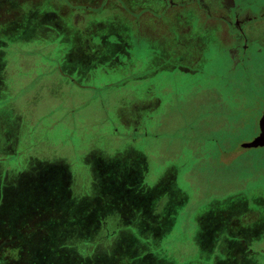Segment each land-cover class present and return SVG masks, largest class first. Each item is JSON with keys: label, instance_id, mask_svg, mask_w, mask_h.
Listing matches in <instances>:
<instances>
[{"label": "rangeland", "instance_id": "374dc122", "mask_svg": "<svg viewBox=\"0 0 264 264\" xmlns=\"http://www.w3.org/2000/svg\"><path fill=\"white\" fill-rule=\"evenodd\" d=\"M57 1L0 0V263L264 264V148L241 146L259 133L264 50L230 73L224 49L206 47L191 83L159 71L158 42L135 45L111 3L76 24ZM111 39L147 65L86 71Z\"/></svg>", "mask_w": 264, "mask_h": 264}, {"label": "crops", "instance_id": "0c3cea01", "mask_svg": "<svg viewBox=\"0 0 264 264\" xmlns=\"http://www.w3.org/2000/svg\"><path fill=\"white\" fill-rule=\"evenodd\" d=\"M70 1H72V8L74 9L71 10V12H73L69 14L72 17L66 19L76 24L82 19L77 16L79 13L85 15H88V13H96L101 9H106L111 3V11L119 12L125 16L129 22H134L135 30L133 33L134 36H132L134 37L135 45L139 44L138 46H140V40L144 38H149L151 42H158L159 50L156 54H153L154 56H158V61H163L159 67V71L165 72L166 76L167 74L183 75L189 78L191 83H194L193 78L197 77L200 72H203V67L208 63L207 59H204L206 57L204 51L212 46L222 48V51L224 49L225 53L228 54L231 63L230 69L233 70L230 71V73H238L239 71L247 72L252 68L256 60L263 56L264 20L262 18H264V2H261V0H161L163 7L161 11H159V15H155L150 9L134 10L127 0H95L94 3H90L86 0ZM60 2H62V0L59 2L57 1V6L66 9V4H61ZM235 6L243 7L244 14L240 19L242 24L244 23L245 26L248 27L247 30L242 31L241 34L233 33L230 28V22L234 18ZM56 9L59 15L65 17L61 14L59 7H56ZM150 16H157V18H159L158 21L154 18V23L156 25L154 30H149L148 20L153 22ZM162 18H164V20H162ZM107 41L111 44L117 43L116 49H110V54H108V52H102L105 46L100 45V48L93 46L94 52L98 53L101 62L100 60L97 63L92 61L93 63L85 67L87 68L86 71L91 72L92 68V70H96L95 72L102 71L105 73V69L110 65L112 69H118L119 72H130L138 66L147 65L144 61V54H142L141 60L135 62L137 64L127 61V57H132L130 53L132 44L126 46V44H121L116 39ZM107 41H105V44ZM243 44L246 46L243 52L244 59L233 67L232 60L230 59L231 51H240ZM149 46L150 50H147L149 54L146 58L150 57L151 51L155 52L154 46L152 44ZM106 60L108 61L106 62ZM129 63L136 65V67L130 70L131 67ZM74 67L77 69L80 65ZM70 74L72 75L71 70ZM197 83L199 85V81ZM73 84L75 86L72 87H77L75 83ZM79 89L84 90L83 88ZM154 101L158 106L161 100L155 98ZM145 109L148 108L145 107ZM135 123L138 124L137 120ZM10 172L13 173L14 171ZM6 174L7 173L4 172L5 176ZM4 175L0 176V179L5 181L6 177ZM143 177L145 178L144 175ZM6 181L10 184L8 180ZM97 183L98 180H95L94 186ZM141 184L143 188V179ZM162 200L164 199H161V201ZM161 210L162 209L159 208L157 204L155 207L156 214H159ZM126 214L130 216V213H122L125 217ZM93 232H98V228L94 229ZM234 235L233 237L238 239V242H236L238 248L242 243H246L247 238L243 237L244 234H239L238 237ZM237 246H235V248ZM244 249H246V253L249 254L248 249H251L250 244H247Z\"/></svg>", "mask_w": 264, "mask_h": 264}, {"label": "flooded vegetation", "instance_id": "af4514ba", "mask_svg": "<svg viewBox=\"0 0 264 264\" xmlns=\"http://www.w3.org/2000/svg\"><path fill=\"white\" fill-rule=\"evenodd\" d=\"M17 4H19V2H17ZM169 4H172V3H169ZM243 14H244L243 7L235 6L234 18L230 22V28H231L232 32L235 34H241L242 31L247 30V28H248L247 26H245L244 23L242 24V21L240 19L241 17H243ZM262 19L264 20V18H262ZM245 49H246V46L243 44L242 49H240V51L239 50L236 52L231 51L230 59L232 60L233 67L236 66V64L240 63V61H242L244 59L243 52Z\"/></svg>", "mask_w": 264, "mask_h": 264}, {"label": "water", "instance_id": "95a60500", "mask_svg": "<svg viewBox=\"0 0 264 264\" xmlns=\"http://www.w3.org/2000/svg\"><path fill=\"white\" fill-rule=\"evenodd\" d=\"M245 149H259L264 148V110L259 120V133L250 142L242 144Z\"/></svg>", "mask_w": 264, "mask_h": 264}, {"label": "trees", "instance_id": "16d2710c", "mask_svg": "<svg viewBox=\"0 0 264 264\" xmlns=\"http://www.w3.org/2000/svg\"><path fill=\"white\" fill-rule=\"evenodd\" d=\"M62 220H65V218H61ZM75 224H73L72 226H74ZM15 229H16V227H14ZM17 230V229H16ZM42 232H44V231H41L40 230V232L38 233V235H37V240H44L45 239V237H48V233L46 234V233H42ZM18 233V235H19V232H17ZM66 234H68V232H66ZM21 236V235H20ZM65 236L66 235H64V238H65ZM18 236H15L14 237V240L16 241V238H17ZM43 243H44V241H43ZM29 251L31 250L30 248H27ZM1 255H0V259H1ZM7 261V260H6ZM21 261H22V259H21ZM11 262H13V261H11ZM1 264V263H0ZM6 264H7V262H6ZM22 264H29V259L27 258V259H25V261L22 263ZM86 264H91V263H89V262H87ZM112 264H131L127 259H126V256L124 255V256H116L113 260H112Z\"/></svg>", "mask_w": 264, "mask_h": 264}]
</instances>
